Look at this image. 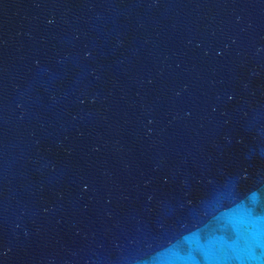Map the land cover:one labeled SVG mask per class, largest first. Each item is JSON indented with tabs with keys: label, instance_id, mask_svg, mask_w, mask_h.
<instances>
[{
	"label": "water",
	"instance_id": "1",
	"mask_svg": "<svg viewBox=\"0 0 264 264\" xmlns=\"http://www.w3.org/2000/svg\"><path fill=\"white\" fill-rule=\"evenodd\" d=\"M253 253L264 0H0V264Z\"/></svg>",
	"mask_w": 264,
	"mask_h": 264
},
{
	"label": "clouds",
	"instance_id": "2",
	"mask_svg": "<svg viewBox=\"0 0 264 264\" xmlns=\"http://www.w3.org/2000/svg\"><path fill=\"white\" fill-rule=\"evenodd\" d=\"M249 264H264V254L253 253L248 257Z\"/></svg>",
	"mask_w": 264,
	"mask_h": 264
},
{
	"label": "snow or ice",
	"instance_id": "3",
	"mask_svg": "<svg viewBox=\"0 0 264 264\" xmlns=\"http://www.w3.org/2000/svg\"><path fill=\"white\" fill-rule=\"evenodd\" d=\"M248 251H249V252H251V251H252L251 247H249V248H248ZM193 264H199V262H193ZM241 264H245V262H244V261H242V262H241Z\"/></svg>",
	"mask_w": 264,
	"mask_h": 264
}]
</instances>
